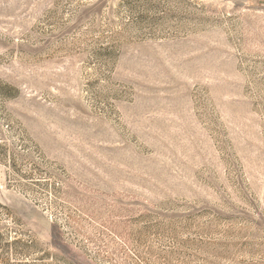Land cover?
I'll list each match as a JSON object with an SVG mask.
<instances>
[{"label":"rangeland","instance_id":"rangeland-1","mask_svg":"<svg viewBox=\"0 0 264 264\" xmlns=\"http://www.w3.org/2000/svg\"><path fill=\"white\" fill-rule=\"evenodd\" d=\"M0 264H264V0H0Z\"/></svg>","mask_w":264,"mask_h":264}]
</instances>
